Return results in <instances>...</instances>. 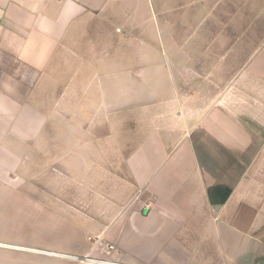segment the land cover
<instances>
[{"label": "crops", "instance_id": "crops-1", "mask_svg": "<svg viewBox=\"0 0 264 264\" xmlns=\"http://www.w3.org/2000/svg\"><path fill=\"white\" fill-rule=\"evenodd\" d=\"M183 6L0 0V264H264V41L207 61L201 93L198 63L168 46L177 35L166 23L198 21L183 19ZM60 85L66 117L76 101L94 103L90 117L116 116L134 101L129 87L158 86L160 108L175 118L131 148L119 189L90 211L70 205V183L43 193L63 205L40 204L26 185L29 166L54 156L39 101Z\"/></svg>", "mask_w": 264, "mask_h": 264}, {"label": "rangeland", "instance_id": "rangeland-1", "mask_svg": "<svg viewBox=\"0 0 264 264\" xmlns=\"http://www.w3.org/2000/svg\"><path fill=\"white\" fill-rule=\"evenodd\" d=\"M181 2L184 5L179 10L182 13L181 17L191 19L197 16L198 21L195 23L190 20H177L166 23L167 33L177 35L168 39V46H181L187 52L184 51L180 57L177 56L178 60L183 63H198L199 67L203 68L198 69L197 90L206 93L207 61H222V52L226 47L248 49L264 41V0H231V3L225 6L221 0H215L213 12L210 0ZM210 12L215 15L213 21L211 18L209 19L211 21L207 20ZM239 30L246 31V36L237 38ZM224 34L230 36L226 38ZM195 47L198 48V53L191 54ZM208 47L213 48L216 53L208 55ZM194 72L184 71L188 78L189 74ZM158 88L150 86L148 93V87H129L130 91H134L133 103L129 108L117 111L115 114L118 115L113 117L88 116L94 105L88 101L82 102V106L79 101L71 103V115L66 117L63 115L62 87L54 86L46 94V99L39 101L42 109L49 115L43 141L54 145L51 151L54 156L48 158L46 154L40 155V159L29 166L25 175L28 178L26 183L28 189H39L40 204L63 205L62 197L50 198L43 194L46 190L63 189V182L70 183L71 194L75 195L71 197L70 205L84 206L86 211L93 210L91 206L98 198L119 189L117 185L121 183L122 176H127L123 160L131 148L149 129L154 126H166L172 120L167 119L165 110L160 108L161 102L156 99ZM194 88L192 85L183 87L185 90ZM197 104L207 106L205 102ZM106 105L109 106V103H104L103 109H107ZM65 108L68 109V104ZM110 112L103 111L101 114ZM174 119L170 124H176ZM68 152L70 170L64 174L63 157L65 155L66 158Z\"/></svg>", "mask_w": 264, "mask_h": 264}, {"label": "built area", "instance_id": "built-area-1", "mask_svg": "<svg viewBox=\"0 0 264 264\" xmlns=\"http://www.w3.org/2000/svg\"><path fill=\"white\" fill-rule=\"evenodd\" d=\"M111 248H114L113 246H111Z\"/></svg>", "mask_w": 264, "mask_h": 264}]
</instances>
